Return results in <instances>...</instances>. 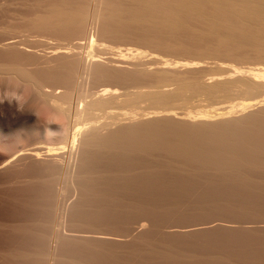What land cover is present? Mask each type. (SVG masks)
<instances>
[{
    "label": "bare ground",
    "instance_id": "obj_1",
    "mask_svg": "<svg viewBox=\"0 0 264 264\" xmlns=\"http://www.w3.org/2000/svg\"><path fill=\"white\" fill-rule=\"evenodd\" d=\"M94 1L96 2L28 1L25 7L31 17L25 23L28 29L24 30V35H19L18 39L17 35L0 39L1 45L4 40L17 39L0 49V181L7 180L6 183L15 186L13 192L6 195L10 203L6 204L0 200V212L21 216V220L29 223L15 225L7 234L9 238L19 246L32 242L33 246L40 248L45 243L47 229L51 230L52 238H64L62 207L66 204V198L76 192H79V199L72 206V231L98 232L105 228L102 225H106V230H111L118 217L119 204L128 195L145 192L148 196H154L161 188L178 185L204 189L202 195L198 193L197 199L189 201L193 202V206L187 203L192 208H187V205H183L187 209L181 207L185 213L195 209L194 206L200 207L195 209L198 211L187 212L191 214V218L187 213L184 217L182 215L184 220L181 222H184L186 217L190 222L194 219L200 220L198 218H202L204 211L199 210L203 206L204 209L206 206L207 210L215 213L229 210L236 216L244 214L247 217L251 215L254 220L259 219L260 214L256 212L264 209V108L256 111L258 113L241 118L227 116L217 120L214 116H232V113L240 109L244 111L264 102V66L247 68L232 63L222 68L224 73L212 76L210 82H202L197 89L206 94L229 90L243 93L238 102L226 108L178 113L171 107L147 110L135 106L134 102H141L145 98L161 103L178 99L194 88L179 86L176 89H165L166 85L162 84V79L151 73L152 68L150 69L149 65L152 61H141L142 64L138 66L123 69L111 66V59L108 64V60L95 58L102 53L98 54L96 50L102 48L96 49L100 40L94 35H91V39L89 37L88 42L85 38L84 46L88 50L86 55L81 52L71 54L60 51L62 48L74 51L71 40L85 33L88 28L86 25L92 22L87 19V13L90 8L93 9ZM102 1L99 0L97 5ZM112 1L116 13L125 14L129 20L155 18L160 13L168 18L173 12L171 17L181 13V9H177L179 11L175 14L178 7L172 4V0H136L137 4L133 7L126 6L124 0ZM174 1L179 5L177 1L180 0ZM187 2L191 3L190 0ZM194 2L196 6L193 8L199 9V12L202 8L205 10L210 6L214 13L221 14L218 15L220 18L213 20H216V24L229 26L228 36L226 35L229 41H258L254 45L258 46L261 54L264 53V0ZM194 9L192 11H196ZM226 10L233 12L234 17L230 14L231 19H228V16L223 18V14L228 13ZM94 13L96 12L92 14ZM97 15L98 13L96 17ZM178 15L170 18L174 23L181 25L176 19ZM41 39H55L67 43H55V47L51 45L56 54L55 58H36L35 48L45 46V41ZM132 48H129L130 52L135 51L138 58L146 55L147 50ZM30 49H34V52L28 51ZM172 59L167 58L161 63L168 67L174 65L176 68L192 69L201 66L204 61ZM222 65L223 63L220 66ZM163 67L164 73L168 69L167 66ZM149 78H155L150 85L147 80ZM176 115L183 117L177 118ZM125 120L128 122H123ZM234 209H238L240 215L234 213L237 212ZM242 210H249L251 214L248 211L250 215L245 214ZM196 212L197 215L192 218ZM51 215L54 216V225L50 228L46 217ZM158 216H161V213ZM165 217L167 216L158 219V222L161 219L165 223L160 221L158 224L165 226L167 223L165 227H173L170 219H164ZM208 232H202L204 234L201 236L215 239L216 245L223 253L231 249L232 245L236 246L234 243L237 246L239 244V247L243 245L250 248L258 241V246H264V238L258 240L253 234L230 242L218 236L216 230ZM147 233L146 236L149 235ZM151 235L148 237L152 238ZM146 236L144 237L148 241ZM187 238L174 240L172 236H164V242L169 246L165 251L151 250L149 247L148 254L150 251L152 263L154 264L155 260V264L164 260L166 264H228L226 254L199 260L191 250L193 248L194 251L198 244L200 246L201 238L199 237L200 241L189 238L190 241ZM67 240L71 243L69 245L68 241L65 242L69 245L67 250L73 261H78L77 264H95L92 262L98 260L99 256L115 257L117 254L112 245L103 241H94L92 244L91 241L78 237H69ZM150 241L153 242L147 243L148 246H152L154 238ZM202 241L204 243L208 240ZM214 241L213 244L209 243L215 245ZM61 242L64 243L63 240ZM173 244L193 247L188 246L191 250L185 251L184 248L183 252H180L179 248L177 251L181 262H178ZM261 246L258 247L261 250L252 247L248 252H244L243 262L264 264L260 260L264 258L261 256L264 247ZM64 247L67 248L66 245ZM65 253L69 256L68 252ZM93 257L95 258L92 259ZM145 260L147 259H144L142 264L147 263Z\"/></svg>",
    "mask_w": 264,
    "mask_h": 264
},
{
    "label": "rangeland",
    "instance_id": "obj_2",
    "mask_svg": "<svg viewBox=\"0 0 264 264\" xmlns=\"http://www.w3.org/2000/svg\"><path fill=\"white\" fill-rule=\"evenodd\" d=\"M28 1L31 0H0V39L8 35H17L18 37L16 38L18 39L19 35H24V30L28 29V26L25 23L28 20V18L31 17V14L27 13V9L25 7V3ZM172 1H173L172 4H174L175 7L176 6L178 7L176 8L175 14L178 13V11L181 9L180 15L178 14L175 15V16L177 15L179 16L176 19L180 21V24L182 23L181 25H179L178 23L176 24V22L174 23V21H172L173 19L171 18L175 17V16L171 17L172 14L174 15V12L172 14L169 13L171 15L170 16L171 18L170 17L166 18V15L160 13L155 18L149 16L150 19L147 18L146 20H141V21L129 20L127 19L125 14L116 13L114 7H112L114 5V2L112 0L102 1L101 4L98 5L97 3L99 2V0H96V2L94 1L96 3V4L94 3L96 5V9H94V4H93V9L90 8L89 13L87 14L90 16L94 11L96 13L92 14L90 17L87 16L88 18L86 17L88 20L91 19L92 22L94 21L93 22L94 26L92 25L91 21H88V23L89 22L91 23L86 25V27L88 28L85 29V33L77 35L71 40L73 42L71 46L74 45V49H73L74 51L71 52L72 49L70 48L69 49L62 48L60 51L68 52L71 54L81 52L86 55L88 50H86L84 44H86V39L88 42L91 39V35H94L100 40V42H97L96 44L99 47L95 45V48L96 47H97L96 49L100 47L102 48V50L101 49L96 50L98 51L96 53L98 54L100 52L104 53V54L100 53V55L96 56L95 58L98 59L101 58L104 61L108 60L107 61L108 64L110 63L109 61L111 59L112 62L111 63L112 65L110 64L111 66L114 67L118 66L123 69H127V68L131 69L134 67V65L138 66L142 64L144 61L146 62L152 61V63L150 62L151 64L149 65L150 69L152 68L151 73L153 76H159V79H162L163 81L162 84L165 83L166 85L165 89H176L179 88V86H189L191 88H194V89H189V91H187L183 95V97L170 100L164 103L155 102L150 98H145L141 102L139 101L134 102L135 106H139L147 110H154V109H158L159 107H171L175 109V111H177L178 113H187L189 111H197L201 109H215V108L217 109L222 107L226 108L238 102L243 97L242 92H238L236 90H229L223 93L206 94L202 92V90H198L197 88H199V86L202 84L203 81L210 82L212 76L215 77L218 76L219 74L224 73V70L222 68L232 63L247 68L255 67V66L260 67V65L264 66V53L261 54L259 52V48H257L258 46L254 45L256 41H250V40L249 41L238 40L239 42L238 41L233 42L231 40L229 41V39L226 37V35L228 34L227 32L230 30L229 26L214 23L216 20L214 21L213 19L215 18L218 19L219 17L218 15L221 16V14H217V12L214 13V11L209 5H208L209 7H206L205 10H203L202 8L200 10L201 12H199V9L197 10L193 8V6L194 7L196 6V3L194 2L196 0L194 1L192 0L193 2H191L190 0V2L195 5L188 3L187 1L189 0H184V1L180 0L179 2L176 0L179 5H177L174 0ZM183 2L185 3L187 2V3L184 4ZM124 3L128 7H133L137 4V1L124 0ZM185 6H187V8ZM192 8L196 11H192L193 10ZM177 9L179 10L177 11ZM227 12L228 13L225 12L227 15L226 14L224 15L222 13L223 16H225L222 17L226 18L228 16L227 18L231 19L230 16L232 15L230 14H233V12L232 11H231L232 13H230L229 11ZM97 13L98 15L96 17ZM91 17H93L94 19H92ZM88 30H92V31H88ZM96 37L95 39H97ZM16 38L14 39L10 38L9 41L4 40L2 42V45L0 43V49L1 47L2 48L5 47L3 46L5 44H11L12 42L14 43L17 40ZM32 39H38V38H32ZM41 40L45 41L44 44L45 46H41V47L39 46L40 49L38 47H37L38 49L35 48V52L34 49L28 50L37 53L35 54L36 58H43V56L44 58H51V57L55 58L56 54L53 51V47L57 46L56 44L66 45L67 43V41L63 42L55 39H48L51 41L45 39H41ZM81 41H83L84 43ZM78 42L82 43V45L79 44ZM98 43L100 44L98 45ZM256 43H258V41ZM51 45L54 46L52 47ZM104 45L105 47L106 46L107 47L105 48ZM81 46L82 48L83 47L84 48L83 49L80 48ZM132 46L134 48H132ZM42 47L45 49H43ZM86 47L89 48V46ZM129 48L132 49L140 48L143 50H147L148 53L146 52L145 56H139L140 58H138V56L135 55L136 52L135 51L130 52ZM79 49L80 51H78ZM104 49L105 51L103 52ZM125 49L127 51H125ZM89 50L91 51L92 49L89 48ZM120 51L122 52L124 51V52L122 53ZM149 52L150 53L153 52L150 54L151 56L148 55ZM46 54L47 56L45 57ZM153 55H156V57L157 56L158 57L154 58L155 56ZM130 58H132V60ZM152 58L155 60H151ZM158 58L159 59L162 58V59L159 60ZM167 58L168 59L173 58L179 60L180 59L181 60L195 59L200 61L204 60L203 61L204 64L202 62L201 63L202 65L200 64L201 66L192 69L176 68L174 65H170L169 67L171 66L172 67L171 69H169L168 65H165V63H161L163 62V60ZM134 59L136 60L138 59V60L136 61ZM157 59L159 62L157 61ZM137 62L139 64H135ZM222 63L223 65L220 66ZM162 65L167 66L166 68L169 70V71L168 70L164 71L165 74L163 73V69L165 67H163ZM166 72H168L169 74H166ZM147 80L149 83L148 85H150L152 80H155V78H149ZM253 107L254 106L248 108L249 111L248 109L244 111L240 109L237 111L238 113L237 112L232 113L233 114L232 116L230 114L226 116L216 115L214 117L217 120H219L220 117L225 118L227 116H229L228 118H241L243 116L247 117L246 115H253L255 113H258L259 112L258 110L260 109L263 110L264 102L258 103V105L255 104V107L254 108ZM175 117L182 118L183 115H179V116L176 115ZM214 117H212L211 119L214 120ZM123 122H128V120H125ZM6 181L7 180L0 181V200H2L3 203L6 202L10 203L6 195L8 193H12L15 186L11 183H6ZM203 190L204 189L202 187L195 188L190 186L178 185L172 188H165V189L161 188L157 190L154 196H148V194L145 192H139V193L136 192L132 195H128L124 200H122L123 202L119 204V209L117 211L118 217L113 223L114 226L113 229L106 230L105 229L106 225H102L105 228L104 227H103L104 229L101 228L102 230L98 232H84V231L71 230L72 228L71 219H74V215H72V206L79 199V192H76L73 196H71L70 194L66 198L65 206L62 207L63 237L65 239L67 237L68 238L78 237L91 241L92 244L94 241H101V242L103 241L112 245L113 248L117 251L115 257L102 258V256H99L100 258H98V260L96 259L93 260V262L91 261L92 263L95 264H142L144 262L143 261L144 259H147L145 260V262L147 263L144 264H153L152 259H150L151 256L149 255L150 251L148 254V250L151 248V250L156 249V250H160L161 252L165 251V249L168 248L169 246L164 242L165 240L164 236H172L174 240L180 237L181 238L188 237L187 238L188 240H190L191 238L193 240L194 238L195 240L200 241L201 238L200 241L201 248L200 246H198L199 241H196L198 242L197 247L199 248L195 246L194 251H192L193 246H189L192 243H189L188 245L189 247L192 248V250L191 248H187L188 246L183 247L181 245L178 246V244L176 245L173 244L174 245L173 250L177 253L176 259L178 260V262H181V256L178 253L179 251L183 252L185 248V251L188 249L191 250V252H195L196 254L195 253L194 254L199 260L206 259L209 256L220 257L226 254L227 258L230 261L229 263V261L227 260L228 264H232V262L233 264L234 262H236L237 264H240V262H242L241 264H247L245 261H244L245 263L243 262V258L245 256L244 252H248V249L254 247L255 244L259 245L258 241H256V243H254L253 246L250 248L248 247L246 248L243 245L239 247V244L237 246V244L234 243V245L236 246L233 247L232 245V248L231 246H229L231 249L227 248L229 250L223 253V251L219 249V247L216 245L214 241L215 239H210V237L207 238L205 236L204 238L206 239H204L201 235H203L204 233L206 234V231L207 233H209L208 231L216 230L218 236H221L230 242H236L241 237H245L249 234H253L255 238L260 240L261 238H264V209L260 210V212L262 213L258 212V210L256 212L255 210V212L258 215L260 214V218L258 217L259 219L254 220L253 217L251 218L250 215L251 212H249V210H246V212L245 210H242V212H244L245 214L246 213L248 214V212L250 213L248 214L250 216L247 217V215L245 216L244 214L243 216L242 215L236 216V214L233 215L229 210L228 211L225 210L222 213L219 212L215 213V212H211V210H207L206 206L204 209L203 206L202 207L203 210L200 209L199 212L204 211L202 213H204L203 216L206 214V216H204L205 218H203L202 216V218H198L200 220H196V221L195 219L194 221L190 219L192 220L190 222L188 221L189 218L187 219L186 217L185 221L181 222L184 220L182 219V215L184 217L186 216V213L188 211L191 210L194 212L195 209L200 208V207L196 208L194 206L195 209H190L185 213L183 209L186 206L184 207L183 205H187V208H190L191 206H188L187 203H189V205H192L193 202L191 203L189 201H193V199H197L199 195H202L204 193ZM187 200L188 202H186ZM172 206H174L175 208ZM179 207L180 209H178ZM181 207L184 208L181 209ZM155 210L157 212H155ZM208 211L210 212L208 213ZM234 211H237L234 213H238V209H234ZM159 213H161V216H158ZM188 213L187 215H189ZM256 213L254 215H256ZM164 215L167 216L164 219L169 218L170 223L174 225L173 227H165L167 223L165 224V226H163L164 224H161V226L159 225L160 223H165L163 222V220H161L162 217H164ZM190 215L189 217L191 218ZM194 215H197V212L196 214L192 215L193 216L192 218H194ZM160 217H161L160 219L161 222L159 221L160 222L159 223L158 219ZM255 217L257 218V215ZM21 218H22L21 216L0 212V264H74V263L77 264L78 261L77 262L73 261V257L67 250L69 245L71 244L67 240L68 238L66 240L64 238H60L59 240H57L55 237L52 238L50 229L46 230V236L44 241L45 243L41 246V248L33 246L32 242H29L28 245L24 244L20 246L14 244L7 234L12 230V228L15 225L29 224L27 223V221L21 220ZM46 220L51 228L54 225V221H53L54 216L53 215L47 216ZM155 225H159V227L157 226L155 227ZM148 231L149 233H147ZM202 232L204 233L202 234ZM146 233L149 234L148 236H150L152 233L154 234L151 235L152 236L151 238L146 236ZM198 233L200 234V236ZM144 236L149 238L148 241ZM54 238L55 240H57L56 246H54L55 245ZM153 238H154V243L152 244V246L150 245L148 246L149 242L150 243L153 242L150 241V239ZM62 240L64 241V243L68 241L67 243L69 245L66 243L65 244L63 243L64 244L63 245L61 242ZM202 240H208V241L207 242L204 241L203 243ZM213 241L215 245H212ZM59 242H61L60 245H58ZM70 242H72V240ZM209 242L212 244H210ZM65 245L67 248L64 247ZM257 246H255L254 248H256ZM258 247L256 249L261 250ZM261 247L264 246L262 245ZM64 248L66 250H64ZM178 249L179 251H177ZM49 250L50 252L52 250L53 251L50 253ZM65 252H68L69 256ZM261 253H263L261 256L264 257V250H262ZM94 258L95 257H93L92 259ZM160 259L162 260V258ZM260 260L262 261V263H264V258ZM227 261H223V262L227 263ZM155 262L157 261L155 260ZM157 264H166V263H164L163 260V262H159Z\"/></svg>",
    "mask_w": 264,
    "mask_h": 264
}]
</instances>
